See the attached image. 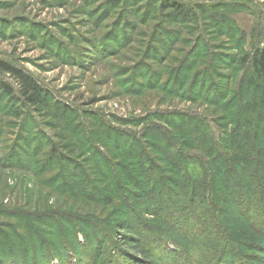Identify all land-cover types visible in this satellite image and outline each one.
Masks as SVG:
<instances>
[{
  "label": "rangeland",
  "instance_id": "1",
  "mask_svg": "<svg viewBox=\"0 0 264 264\" xmlns=\"http://www.w3.org/2000/svg\"><path fill=\"white\" fill-rule=\"evenodd\" d=\"M263 48L264 0H0V62L44 90L33 106L0 74V264H211L202 197L191 211L148 180L167 151L177 175L198 158L219 186L213 168L242 151L264 192V80L243 65ZM208 127L223 153L192 138ZM233 195L213 201L248 259L215 264H264V200L244 219Z\"/></svg>",
  "mask_w": 264,
  "mask_h": 264
},
{
  "label": "trees",
  "instance_id": "2",
  "mask_svg": "<svg viewBox=\"0 0 264 264\" xmlns=\"http://www.w3.org/2000/svg\"><path fill=\"white\" fill-rule=\"evenodd\" d=\"M170 7L173 9V14L175 17L179 16V17L186 18L188 16L187 11L182 6L170 5L169 8ZM243 62H244L243 63L244 66L249 65V68L252 72L253 77H256L257 80H264V48L256 50L254 54L251 56V58L245 57ZM1 73H7L16 80V82L18 83L20 87L22 95L28 101V103L35 106L41 102V96L44 90L41 87V85L37 81L32 79L29 75H27L23 71L18 70L8 64L0 62V74ZM9 91L10 90L6 89L7 93H9ZM194 132H195L194 133L195 135L192 136L194 141H197L198 143H202L206 145L210 141L213 145L212 151L213 152L216 151V153L220 151L219 150L220 146L217 141L218 132H214L210 127L206 128V134H203L204 136L202 137H198L200 133L196 131V129ZM158 134H161V133L154 132V135H158ZM167 140L168 141H165V142L169 146L171 152L180 153L177 146L173 142L174 138L171 136V137H168ZM130 147H133L135 149L134 146L130 145ZM137 148H139V146H137L135 150H137ZM140 150H141V153L139 152V155L135 154V156L131 157L129 160L131 161V164H133L136 161L135 167H139L138 169L141 171V170H144L145 168H148L150 165H153V162H152V159L142 154L143 146H140ZM220 152L223 153V151H220ZM168 153L170 154V152H167V151L163 152V159L165 161L164 168H161L160 166L159 167L153 166V168L158 169V170L156 171L155 175L151 177L152 179L148 180V183L149 182L152 183L153 186H155L159 190L164 189V192L167 193L168 195H170L171 193L173 196H177L180 194V197H182L184 200L188 199L190 203L189 205L190 207H192L190 208L191 211L192 209L195 208L194 205H197L199 203L205 205L204 209H206L209 212V219H211L210 227L212 228V230H215L216 233H220L219 238H217L218 239L217 240L218 243L216 247L217 249H215V251L212 252L211 254V256L213 255L212 256L213 259L210 261L212 262L211 264H215L217 262L223 263L225 261L230 260L234 256L238 257V259H242V261H244L245 258L248 259L246 252L250 251V248L247 249L246 247L247 243L245 241L244 242L238 241L237 240L238 238L235 239L233 237H230L229 234L228 236H225L223 229H222L223 228L222 224L219 222L217 212H216V210L217 209L220 210V208L223 205L217 206L218 204H216L215 203L216 201L214 202L213 199L216 200L219 198H224V200H226L225 194L228 197H232V195L234 194L233 196L236 198L235 208L238 209V211L239 210L241 211L242 208H244L245 206L243 199H246L247 201V198L245 197H248L249 199L248 205H250V207L248 208L249 210L246 209L247 211L245 212L243 211V214L240 213V215L244 219L250 215L252 209L254 210L258 209L256 208V205H258V203H260L261 200H264V192L259 191V190L258 191L254 190L253 192V189H256L259 184H257L258 183V180L256 177L257 175L255 174L256 173L255 168L249 156L245 152L241 151L240 156L243 157L242 161L238 159L236 160L237 162H233V160H227L226 156L225 158H223L222 161H220V159H218L219 156L215 155L218 157L217 159L220 161L218 162L217 165H215V168H213L214 170H216L217 173L219 172L218 176L220 175L219 177L220 185L216 186L214 179L212 177V173L209 171L207 167H205L206 165L204 164V161H202L201 159L198 160V158H194L192 163H193V166L197 169L196 172L191 173L190 170H187V168L182 167L185 170L184 171L185 174L184 175L181 174L179 176L176 174V171L174 170V168L179 169L180 166H182L179 162L183 158L180 155L178 163H175L174 165H170V162L172 160L171 158H169ZM210 154H213V153L210 152ZM255 159L256 158H254V160ZM166 164L169 165V167ZM238 164L239 166H237ZM260 165L262 166V163H260ZM224 167H225V170L221 171V169H223ZM239 167L246 169L247 171L246 172L237 171L236 169ZM167 168H170V170L173 171L172 173L176 174L174 176H177V178L175 177L166 178V176H163L162 175L163 173L168 172ZM180 170L183 172L181 168ZM228 171L230 172V174L228 173ZM195 173H197L196 178L194 177ZM239 173L242 175L243 174L246 175L245 177L249 179L248 183L250 184H248V187L245 186V184L247 183L242 178V175L240 176L237 175ZM154 178L157 179L158 184H160L158 181H160L161 184L158 185L156 183H153V181L155 182ZM161 180H164V182H162ZM166 184H169L170 186L168 187V185ZM249 187L252 189H249ZM218 194H220V196H218ZM167 197L170 198L169 196ZM196 197L198 198L202 197L201 198L202 201L198 203V199ZM224 203L227 204V202H222V204ZM245 208L247 207L245 206ZM261 221L264 222V219L263 220L261 219ZM245 222L248 224H251L247 220ZM248 244L254 245L255 248H252V249H257V247L259 248L261 247L260 245H263L261 243L254 244V242H248ZM260 249H263V248L261 247ZM249 259H253V258H249ZM231 263L232 264H236V263L246 264L245 262L241 263L240 260H238V262H231Z\"/></svg>",
  "mask_w": 264,
  "mask_h": 264
}]
</instances>
